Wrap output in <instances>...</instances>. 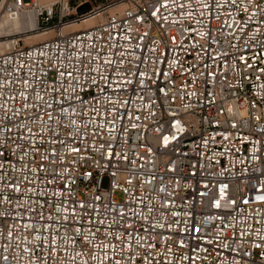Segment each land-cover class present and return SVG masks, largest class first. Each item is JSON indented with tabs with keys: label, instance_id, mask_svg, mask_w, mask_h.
Here are the masks:
<instances>
[{
	"label": "built area",
	"instance_id": "2783aa9c",
	"mask_svg": "<svg viewBox=\"0 0 264 264\" xmlns=\"http://www.w3.org/2000/svg\"><path fill=\"white\" fill-rule=\"evenodd\" d=\"M28 13L54 36L0 40V264H264V0H0Z\"/></svg>",
	"mask_w": 264,
	"mask_h": 264
},
{
	"label": "bare ground",
	"instance_id": "6f19581e",
	"mask_svg": "<svg viewBox=\"0 0 264 264\" xmlns=\"http://www.w3.org/2000/svg\"><path fill=\"white\" fill-rule=\"evenodd\" d=\"M90 20L91 18L85 19L83 23H88L90 22ZM37 29L38 28L36 24V17L32 13L21 14L17 16H0V40H9L14 36L31 34L29 37L25 39L26 43L23 45L26 47L32 46L36 44L33 41L34 38L43 37L49 33V32H43L40 35H35ZM76 30L81 31L83 29L79 27ZM19 41L21 42V40ZM1 51H3L2 48H0V52Z\"/></svg>",
	"mask_w": 264,
	"mask_h": 264
},
{
	"label": "snow or ice",
	"instance_id": "6c2138e0",
	"mask_svg": "<svg viewBox=\"0 0 264 264\" xmlns=\"http://www.w3.org/2000/svg\"><path fill=\"white\" fill-rule=\"evenodd\" d=\"M204 7H210V5L205 4ZM153 15H155V12H153ZM106 63H110V61H106ZM65 74H67L68 77H72V75H73L72 71H68L67 73H65L64 71H61V72L58 73V75L60 76L61 79L65 76ZM142 75H143V74H142ZM24 84H25L26 87L30 86L29 83H28V81H26V80L24 81ZM20 95L23 97V96H24V93H21ZM24 98L26 99V97H24ZM37 99H41V100H42L43 98L40 97V96L38 95V96H37ZM77 99H78V98H77ZM80 102L83 103V101H80ZM54 103L61 105V107H60V109H59V110H60V113H61V118H64V117H71V116H73V115H78V113H76L75 108H72L71 111H69V108H65V107H63V106H62L63 103H64L63 100H62V101H54ZM109 103H112V101H109ZM52 107H53V104H46V105H45V109L52 108ZM46 115H47L49 121H52V120L54 119V116H53V113H52V112H46ZM37 118H39V119L42 120V117H40L39 114H37ZM56 123L59 124L60 121L57 120ZM69 124H71V125H73V126H76V125H77V122H76V120H74V119H70L69 122H68V124H64L63 126H64L65 128H67V127L69 126ZM53 134H54V133H53ZM165 140H167V138H165ZM52 142H53V143H56L57 141H56V140H53ZM59 143H60V144H64V141L61 140V141H59ZM77 151H78V149H76V148H72V147H69V152H77ZM53 156H55V152H53ZM44 159H47V157H44ZM54 162H55V161H53V163H54ZM41 170H43V168H41ZM49 182H51V181H49ZM15 190H16L17 192L19 191V186H18V185L16 186ZM33 191H34V189H33ZM257 199L260 200V201H264V195H260ZM247 202H248V201H245V203H247ZM216 206H219V202H217V205H216ZM81 207H83V205H81ZM59 211H60V209L57 208V212H59ZM121 216H123V212H121ZM41 219H44L43 214H41ZM48 219L51 220L52 217L49 216ZM64 219L67 220L68 217H67V216H64ZM101 223H103V221H101ZM26 227H32V226H31V225H27ZM69 227H72V226L69 225ZM128 227L130 228L131 225H128ZM45 230H46V229H45ZM79 233H80V229H79V228H75V234L78 235ZM8 235L10 236V235H11V232H9ZM35 239H36V240H40V236H36ZM87 239H88V238H87V236H86V237H85V242H87ZM115 239H116V240H120V239H121V236L117 235V236L115 237ZM54 242H55V241H54V238H53V244H54ZM45 246L47 247L48 245L46 244ZM105 247H107V245H105ZM25 251H28V249L26 248ZM52 252H53V254H55V248H54V247H53V249H52ZM92 258L95 259V256H93ZM105 258H107V257H105ZM5 259H6V258H5ZM115 264H120V262L117 260V261H115Z\"/></svg>",
	"mask_w": 264,
	"mask_h": 264
},
{
	"label": "rangeland",
	"instance_id": "374dc122",
	"mask_svg": "<svg viewBox=\"0 0 264 264\" xmlns=\"http://www.w3.org/2000/svg\"><path fill=\"white\" fill-rule=\"evenodd\" d=\"M31 0H24V2L25 3H29ZM74 2V1H73ZM87 4H89L90 5V10H89V12H87V13H85V14H83L82 15V18H83V21L85 20V19H88V18H91V20L92 19H94L93 18V13H91L90 11H92L93 10V7H97V4H94V3H87ZM85 5V4H84ZM83 5V6H84ZM82 7V6H81ZM90 20V22H88V23H85V24H79V25H77V26H74V27H72L71 29H69V30H76L77 28H82V29H86V28H89V27H91V26H93L94 24H96L97 23V21H98V18L97 19H94V20H92L91 21ZM68 30V29H67ZM40 34H42L41 33V31H38V29H37V31L35 32V35H40ZM31 34H29V35H19V36H14V37H12V38H15V39H19V40H21V42H22V44H25L26 43V41H25V39L27 38V37H29ZM32 35H34V34H32ZM52 36H54V34L53 33H48L47 35H45V36H43V37H38V38H34L33 39V41L35 42V43H38V42H41V41H43V40H45V39H47V38H50V37H52ZM12 38H10V39H12Z\"/></svg>",
	"mask_w": 264,
	"mask_h": 264
},
{
	"label": "water",
	"instance_id": "95a60500",
	"mask_svg": "<svg viewBox=\"0 0 264 264\" xmlns=\"http://www.w3.org/2000/svg\"><path fill=\"white\" fill-rule=\"evenodd\" d=\"M89 10H90V5L85 4L84 6H82L78 9V14L79 15L85 14L86 12H89Z\"/></svg>",
	"mask_w": 264,
	"mask_h": 264
}]
</instances>
